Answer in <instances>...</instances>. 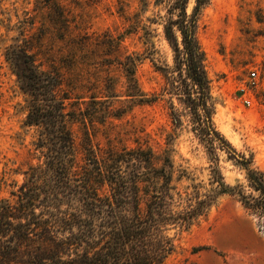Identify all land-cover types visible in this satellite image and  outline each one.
<instances>
[{"label": "rangeland", "instance_id": "obj_1", "mask_svg": "<svg viewBox=\"0 0 264 264\" xmlns=\"http://www.w3.org/2000/svg\"><path fill=\"white\" fill-rule=\"evenodd\" d=\"M148 1L144 8L140 0H0V207L15 201L11 191L24 171L41 162L37 128L25 125L30 97L8 60L17 45H26L41 69L61 75L67 110L82 108L95 117L88 127L96 143L141 144L170 156L173 184L183 191L195 185L211 190L219 167L227 184L251 192L238 158L200 132L198 115L183 103L184 76L162 25L149 21L159 7ZM194 4L188 3L189 13ZM138 20L151 31L149 44L134 28ZM196 35L213 127L251 168L264 172V0H210ZM70 126L80 142L82 124ZM171 233L175 250L164 264H264V217L238 196H219L188 231Z\"/></svg>", "mask_w": 264, "mask_h": 264}, {"label": "trees", "instance_id": "obj_2", "mask_svg": "<svg viewBox=\"0 0 264 264\" xmlns=\"http://www.w3.org/2000/svg\"><path fill=\"white\" fill-rule=\"evenodd\" d=\"M209 1L194 0L189 13L190 0H154L159 11L149 21L162 25L175 53L184 76L183 103L198 115L200 132L236 156L212 124L210 83L196 35ZM138 21L134 28L149 44L151 31ZM8 60L30 97L25 125L37 128L34 145L41 162L24 171L23 182L11 191L15 201L6 199L0 207V264H164L175 250L171 231H188L223 194L238 196L264 217V172L251 168L249 159L236 156L247 170L249 194L227 184L219 167L211 190L202 192L199 185L180 190L173 184L170 156L141 144L96 143L88 127L95 117L82 108L67 110L70 98L62 94L61 75L41 69L26 45L13 47ZM180 121L173 117L175 125ZM74 123L84 128L80 142Z\"/></svg>", "mask_w": 264, "mask_h": 264}, {"label": "built area", "instance_id": "obj_3", "mask_svg": "<svg viewBox=\"0 0 264 264\" xmlns=\"http://www.w3.org/2000/svg\"><path fill=\"white\" fill-rule=\"evenodd\" d=\"M257 78V72L255 70H252L250 73H249V79L254 83L255 79ZM251 99L250 98H245L244 99V103L246 105H250L251 104Z\"/></svg>", "mask_w": 264, "mask_h": 264}, {"label": "water", "instance_id": "obj_4", "mask_svg": "<svg viewBox=\"0 0 264 264\" xmlns=\"http://www.w3.org/2000/svg\"><path fill=\"white\" fill-rule=\"evenodd\" d=\"M236 154V153H235ZM236 156H238L237 154H236ZM239 157V156H238Z\"/></svg>", "mask_w": 264, "mask_h": 264}]
</instances>
